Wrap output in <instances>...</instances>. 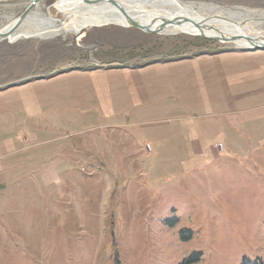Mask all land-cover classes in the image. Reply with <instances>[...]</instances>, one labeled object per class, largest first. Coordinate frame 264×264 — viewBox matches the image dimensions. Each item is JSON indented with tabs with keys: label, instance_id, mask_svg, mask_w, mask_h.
<instances>
[{
	"label": "rangeland",
	"instance_id": "obj_1",
	"mask_svg": "<svg viewBox=\"0 0 264 264\" xmlns=\"http://www.w3.org/2000/svg\"><path fill=\"white\" fill-rule=\"evenodd\" d=\"M31 1L0 0V27ZM182 1L230 22L242 20L230 10H254L253 20L264 12V0ZM33 11L72 21L55 0H41ZM83 33L0 41V90L13 91L0 102V143L6 142L0 151V264H264V113L223 119L225 151H209L201 163H189L190 151L160 137L177 122L131 128L109 125L130 118L92 117L84 110L76 123L80 107L97 108L103 99L110 68L129 72L210 57L224 78L258 50L201 33H148L115 24ZM83 83L84 99L76 90ZM182 103L198 113L211 110L201 100ZM28 105L36 107L31 117ZM178 112L188 109L181 105ZM193 254L200 260H187Z\"/></svg>",
	"mask_w": 264,
	"mask_h": 264
},
{
	"label": "crops",
	"instance_id": "obj_2",
	"mask_svg": "<svg viewBox=\"0 0 264 264\" xmlns=\"http://www.w3.org/2000/svg\"><path fill=\"white\" fill-rule=\"evenodd\" d=\"M263 52L264 50H258L254 54L249 53L245 57L248 58L246 60L248 63L242 69L226 72L224 78H219L215 72L218 66L215 61H212L216 59H210V57H205L204 61L150 64L130 68L129 72L110 68L107 71L110 81L104 88L103 99L96 100L97 108L94 104L93 107L91 104L89 107L85 104L84 107H80L82 112L76 123L86 117L84 110L91 113L92 117L95 114H105L117 118H130L126 123L121 121L109 123V125L119 124L131 128L162 124L166 123L165 121L177 122L175 125H167L164 129L165 133L160 137L172 138L175 150L190 151L192 159L189 163H201L209 151L215 156L222 154L216 144L222 142L224 147L226 146L221 140L225 125L223 119L239 121L264 113V106H262L264 105V60H258L264 57ZM221 70L225 72L227 68L221 67ZM84 85L83 83L82 88L79 89L77 86L76 89L83 99L86 98L84 91L87 88V85ZM234 87L239 88L233 89ZM107 88L109 96H113V99H106L105 89ZM18 91L20 93V89ZM12 94L11 89L0 90V102L6 101V97ZM198 95L200 98L197 99ZM20 98H26L23 100L29 101L28 103L31 99L36 102L35 97L27 98L25 95H20ZM197 100L207 103L211 110L198 113L193 111L194 106L182 103H194ZM245 101H251L252 105H256H243V107L233 105V103ZM181 105H184L188 112H178ZM26 111L31 117L35 114L36 107L32 106L31 109L29 106V110ZM159 132L162 131L157 128L155 133ZM4 143H6L4 139H1V153L4 152ZM144 150H147L146 147ZM51 163L52 167L57 166L56 161Z\"/></svg>",
	"mask_w": 264,
	"mask_h": 264
},
{
	"label": "bare ground",
	"instance_id": "obj_3",
	"mask_svg": "<svg viewBox=\"0 0 264 264\" xmlns=\"http://www.w3.org/2000/svg\"><path fill=\"white\" fill-rule=\"evenodd\" d=\"M114 1L118 6L113 5L109 0H95V2L91 3H87L85 0H55L56 9L61 11L62 14L64 13V17L66 15L70 16L72 21L68 20V22L58 23L57 18L53 16L33 11L28 19V23L30 21L32 27L29 29H25L26 25L20 27L14 30L4 41L15 43L22 38L53 37L69 31L79 33L80 37L83 38L85 35L83 30L88 27L109 24L131 27L126 15L143 25H150L152 29L159 31L158 33H186L191 35H200L201 33L202 35L216 37L239 34L243 37L242 39L226 43L245 48L251 47L250 42L244 38L245 36L264 37V30L260 28V25L264 23V21H261L262 15L259 19L253 20L252 18H256L253 16L254 10H248L247 14L244 15L230 10V15H237L242 19L241 21L234 19L236 20L235 22H230L220 18V15H215L216 13H204L202 10L196 9L192 3L182 0ZM121 9L125 10V14ZM163 19H169L174 22L164 24ZM195 22L200 23L201 27H197ZM14 24L15 19L10 20L9 23L0 27V32L9 31ZM163 24L164 26L162 27Z\"/></svg>",
	"mask_w": 264,
	"mask_h": 264
},
{
	"label": "water",
	"instance_id": "obj_4",
	"mask_svg": "<svg viewBox=\"0 0 264 264\" xmlns=\"http://www.w3.org/2000/svg\"><path fill=\"white\" fill-rule=\"evenodd\" d=\"M41 0H33L31 1L28 6L25 8V10L16 18L15 20V24L14 26L12 27V29H10L9 31L7 32H0V40H4L6 38H8L11 33L20 28V27H23L26 25V23L28 22V19L30 17V14L32 13V9L38 5V3L40 2ZM87 3H91V2H95L94 1H91V0H85ZM96 1H100V0H96ZM102 1V0H101ZM113 5L115 6H118V4L114 1V0H109ZM121 11L125 14V10L124 9H121ZM264 12L260 13V15H262V20L261 21H264ZM126 17L128 18V23L130 26L132 27H136V28H139L141 30H144L148 33H158L157 30L155 29H152L150 27V25H143L142 23H139L137 21H135L134 19L128 17L126 15ZM227 17H224V19H226ZM165 23H173L174 21L172 20H169V19H163L162 20ZM245 22V21H244ZM164 24L162 25V27L164 26ZM195 25L197 27H201L200 23H197L195 22ZM212 29V28H210ZM203 37H205L206 39H210V40H215V41H219L221 43L223 42H228V41H235V40H239V39H242L243 37L239 34H232V35H229V36H225V35H220L219 37H216V36H207V35H201ZM244 38H246L250 44H251V49L253 50H264V37H252V36H245Z\"/></svg>",
	"mask_w": 264,
	"mask_h": 264
},
{
	"label": "trees",
	"instance_id": "obj_5",
	"mask_svg": "<svg viewBox=\"0 0 264 264\" xmlns=\"http://www.w3.org/2000/svg\"><path fill=\"white\" fill-rule=\"evenodd\" d=\"M190 261H198L200 260V257L198 254H193L189 259ZM242 264H263L261 260L251 261L248 259H245Z\"/></svg>",
	"mask_w": 264,
	"mask_h": 264
},
{
	"label": "built area",
	"instance_id": "obj_6",
	"mask_svg": "<svg viewBox=\"0 0 264 264\" xmlns=\"http://www.w3.org/2000/svg\"><path fill=\"white\" fill-rule=\"evenodd\" d=\"M217 148L219 149L220 152H224L225 151V147H224V144L221 142V143H217ZM147 149L149 150L150 149V145H147Z\"/></svg>",
	"mask_w": 264,
	"mask_h": 264
}]
</instances>
